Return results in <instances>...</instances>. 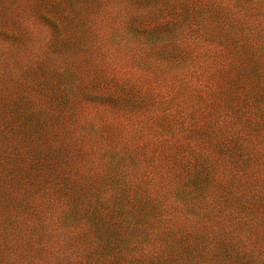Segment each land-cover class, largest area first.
Masks as SVG:
<instances>
[{"label":"rangeland","instance_id":"374dc122","mask_svg":"<svg viewBox=\"0 0 264 264\" xmlns=\"http://www.w3.org/2000/svg\"><path fill=\"white\" fill-rule=\"evenodd\" d=\"M0 264H264V0H0Z\"/></svg>","mask_w":264,"mask_h":264}]
</instances>
